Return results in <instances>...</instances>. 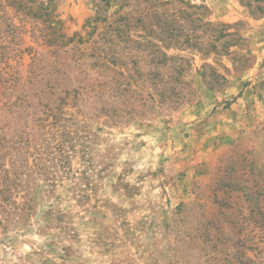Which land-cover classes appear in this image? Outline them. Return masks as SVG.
I'll return each instance as SVG.
<instances>
[{"label": "rangeland", "instance_id": "1", "mask_svg": "<svg viewBox=\"0 0 264 264\" xmlns=\"http://www.w3.org/2000/svg\"><path fill=\"white\" fill-rule=\"evenodd\" d=\"M0 264H264V0H0Z\"/></svg>", "mask_w": 264, "mask_h": 264}]
</instances>
